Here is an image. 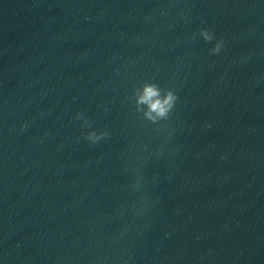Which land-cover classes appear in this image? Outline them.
<instances>
[{
    "label": "water",
    "instance_id": "1",
    "mask_svg": "<svg viewBox=\"0 0 264 264\" xmlns=\"http://www.w3.org/2000/svg\"><path fill=\"white\" fill-rule=\"evenodd\" d=\"M0 264H264V0H0Z\"/></svg>",
    "mask_w": 264,
    "mask_h": 264
},
{
    "label": "clouds",
    "instance_id": "2",
    "mask_svg": "<svg viewBox=\"0 0 264 264\" xmlns=\"http://www.w3.org/2000/svg\"><path fill=\"white\" fill-rule=\"evenodd\" d=\"M198 35L207 43L213 42L215 34L208 28H201ZM224 47L223 40H215L210 48L211 55H219ZM136 97L137 113L142 114L143 119L152 125H160L162 121H167L173 112L178 96L176 92L170 88L162 89L157 83H144L133 93ZM75 120L81 121L82 129H91L92 123L89 117L83 111L76 113ZM83 139L91 145H97L101 141L110 138L111 133L107 129L82 132ZM139 180L132 186L134 190L139 189Z\"/></svg>",
    "mask_w": 264,
    "mask_h": 264
}]
</instances>
